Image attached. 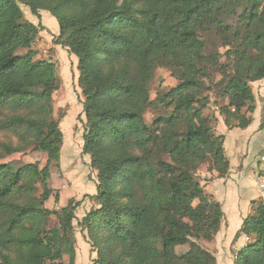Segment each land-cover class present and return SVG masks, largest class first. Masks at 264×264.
<instances>
[{
  "label": "trees",
  "instance_id": "obj_1",
  "mask_svg": "<svg viewBox=\"0 0 264 264\" xmlns=\"http://www.w3.org/2000/svg\"><path fill=\"white\" fill-rule=\"evenodd\" d=\"M22 4L39 18L49 11L59 24L53 44L78 58L83 153L97 173V206L79 226L94 264H217L203 242L215 239L224 212L198 170L229 173L218 113L229 128L252 122L264 0H0V135L9 136L0 141V264L77 258L78 203L46 206L60 196L51 185L64 144L54 115L58 68L36 58L44 27ZM159 67L178 82L152 99ZM28 150L46 153V165L5 161ZM241 234L251 239L234 264H264L263 199L252 202Z\"/></svg>",
  "mask_w": 264,
  "mask_h": 264
},
{
  "label": "crops",
  "instance_id": "obj_2",
  "mask_svg": "<svg viewBox=\"0 0 264 264\" xmlns=\"http://www.w3.org/2000/svg\"><path fill=\"white\" fill-rule=\"evenodd\" d=\"M31 21L35 24L41 23L44 27L39 34L40 38L52 40L59 35L58 21L49 11L42 10L40 12V18L36 16V18H32ZM42 41H44V39ZM53 51L54 59L59 61L62 66L67 67L70 65V62L71 65L75 67L74 70L78 72V58L76 55L69 53L67 48H63L60 45L53 44ZM67 86L68 83H66L61 89L64 92L63 97L69 96L70 91ZM252 87L255 94V111L252 114V122L248 127L229 128L225 124L223 117L218 113L219 120L216 126V132L217 134H223L225 136L224 147L225 154L229 160V173L225 177H218L217 171H209L207 164H203L198 171L201 177V182L205 186V190L221 203L224 212L222 226L215 239L212 240L208 246V249L215 253L217 264H234L235 253L250 241L251 237L248 235L241 234L237 237V233L241 229L245 219L252 212V202L259 199V157L264 154V78L252 82ZM78 90V94L80 92L82 94L79 87ZM57 91L54 94V98ZM81 100V107L74 104V100H71L72 104L66 102L63 105H58V108H62L63 106V108H65L63 117L67 114L69 107L73 109L74 126L79 117L80 119H85L83 112V95ZM66 105L70 106L68 107ZM74 128L75 133L71 134L69 138L75 137L77 131L76 127ZM72 157L74 156L72 155ZM83 160L86 161L85 163H87L91 169L90 179H85L83 181L79 186L78 193H73L69 196H66L64 193H59L60 196L58 200L59 207L67 205L71 199L78 203L75 219L76 230H79V232H76V264L82 263V261H80L81 240L84 241L83 243L85 245L87 244L85 234L82 232L79 222L87 212L97 206L95 201V196L97 194V173L90 166L89 154H85Z\"/></svg>",
  "mask_w": 264,
  "mask_h": 264
},
{
  "label": "rangeland",
  "instance_id": "obj_3",
  "mask_svg": "<svg viewBox=\"0 0 264 264\" xmlns=\"http://www.w3.org/2000/svg\"><path fill=\"white\" fill-rule=\"evenodd\" d=\"M25 16L31 21L32 18H36L29 7L25 4L21 5ZM41 20V19H40ZM45 20V17H44ZM41 24V23H38ZM44 39V41H42ZM53 41L54 38L48 40L47 38H40L37 35L34 39L33 49L37 51V59H49L56 63L57 65V73L59 75L60 81V89L57 91L56 96L54 98V115L56 119H60L61 127L64 131V146L62 148V159L60 160L59 166L55 167L52 166V178H51V185L54 189L59 191V193H64L66 196H69L73 193H78L79 186L83 183V181L89 180L91 177V169L89 168L88 164L85 163L84 157L85 153L82 152L83 150V124L82 120L78 118L76 125L74 126V111L70 105H66L69 107L67 110V114L65 117L60 118V115L63 114L65 108H58V105H63L64 103L72 104L71 100H74V104L82 106V94L81 92L78 94V81L77 75L79 72L74 70V66L71 65L69 62V66H62L59 61L54 59V51H53ZM67 73V75H66ZM177 80L175 77L172 76L171 71L167 67H159L155 71L153 80L151 82V98L155 99L160 93L163 91L169 90L171 87L177 84ZM68 83V89L70 91L69 96L63 97V90L62 87ZM81 91V90H80ZM78 94V95H76ZM65 106V107H66ZM64 109V110H63ZM157 110L154 107H150L146 112L145 118L148 123H151L155 117ZM77 133L75 137L69 138L71 134L75 133V128ZM9 140V136L0 135V141H7ZM72 155L74 157H72ZM48 157L46 153L41 151H32L28 150L26 152H20L16 154H12L5 158V161H14L17 164L22 163H31V162H39L41 167H44L47 163ZM199 171V170H198ZM46 206L48 208H57L59 207V203L55 201L54 198H51L47 203ZM54 219L52 222H54ZM79 232V230H76ZM86 238V237H85ZM87 240V239H86ZM84 241L81 240V264H94L93 259L96 257V253L92 251V247L87 240V244L83 243ZM212 241H204L205 247L209 248V244ZM69 260L68 256H66L63 260V263H67ZM55 264H60L59 262Z\"/></svg>",
  "mask_w": 264,
  "mask_h": 264
},
{
  "label": "built area",
  "instance_id": "obj_4",
  "mask_svg": "<svg viewBox=\"0 0 264 264\" xmlns=\"http://www.w3.org/2000/svg\"><path fill=\"white\" fill-rule=\"evenodd\" d=\"M258 193L259 198L264 200V154L259 157Z\"/></svg>",
  "mask_w": 264,
  "mask_h": 264
}]
</instances>
